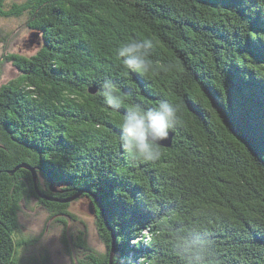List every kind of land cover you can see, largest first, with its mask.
I'll return each mask as SVG.
<instances>
[{"label":"trees","instance_id":"16d2710c","mask_svg":"<svg viewBox=\"0 0 264 264\" xmlns=\"http://www.w3.org/2000/svg\"><path fill=\"white\" fill-rule=\"evenodd\" d=\"M23 16L42 45L0 61L20 73L0 88V264H21L16 246L32 243L19 235L35 194L29 172L11 173L21 163L44 174V201L64 225L74 216L60 201L90 191L107 247L97 256L78 236L91 264H108L113 239V264H188L178 244L189 239L211 249L206 264H264V3L0 0V17ZM144 38L152 70L125 76L115 51ZM105 80L124 95L119 110L98 98ZM165 98L181 117L170 147L151 164L129 162L118 142L127 103Z\"/></svg>","mask_w":264,"mask_h":264},{"label":"rangeland","instance_id":"374dc122","mask_svg":"<svg viewBox=\"0 0 264 264\" xmlns=\"http://www.w3.org/2000/svg\"><path fill=\"white\" fill-rule=\"evenodd\" d=\"M10 1L20 3L25 0ZM26 20L27 18L25 16L19 18L0 17V61L11 54L28 57L39 50L42 43L37 38H33L34 33L38 37L39 34L33 32L26 26ZM32 40L33 43H31ZM19 75L20 73L12 61L3 62L2 66H0V88L17 79ZM27 168L34 169L35 167L27 163H21L13 169V172L25 170L30 173ZM44 177V174H38L39 181H43L45 179ZM51 185L56 190L58 189V191H61L65 186L62 183L56 184L57 186L54 184ZM39 186L40 184L38 183L37 189L39 190V194L34 189L35 194L33 196L27 194V197H24V202L18 214L19 235L23 236L29 242L32 241L28 247L26 246V249L16 246L17 255L21 256V264H25L26 260L37 258L40 255H43L44 258L47 256L49 258V264H91L88 261L87 252L77 242L78 236L81 237V234L84 236L86 246L94 254L97 256L105 255L107 247L100 237L96 225V217L88 213L90 200L86 195L90 191L84 189L86 190L84 193H81L79 197L70 201L71 205L68 211L74 217L73 219L66 217V223L64 225L61 223L62 220L52 217L49 212L52 208L45 203L48 199L41 196L45 195ZM84 190L79 192H83ZM97 200L100 201V199ZM50 205L53 206L52 204ZM65 237L68 242L67 246L64 244ZM115 253L116 249L114 251Z\"/></svg>","mask_w":264,"mask_h":264},{"label":"clouds","instance_id":"9594fccd","mask_svg":"<svg viewBox=\"0 0 264 264\" xmlns=\"http://www.w3.org/2000/svg\"><path fill=\"white\" fill-rule=\"evenodd\" d=\"M264 3V0H258ZM151 38L131 39L119 44L115 59L122 61L128 73L149 75L153 67ZM98 98L103 106L119 110L125 104L121 89L112 81L105 80L99 90ZM181 117L176 104L167 98L154 107H144L137 103H127L119 121L118 142L126 159L133 163L151 164L160 159L161 141L167 140L170 132L180 123ZM178 246L187 257L188 264H206L212 255L205 242L180 240Z\"/></svg>","mask_w":264,"mask_h":264},{"label":"water","instance_id":"95a60500","mask_svg":"<svg viewBox=\"0 0 264 264\" xmlns=\"http://www.w3.org/2000/svg\"><path fill=\"white\" fill-rule=\"evenodd\" d=\"M33 38L34 39H38V35L37 34H33ZM31 43H33V40H32V42ZM90 93H95V91L93 90V89H91L90 90ZM171 140H172V135H171V133L169 134V137H168V139L167 140H164V141H161V147H166V148H168V147H170V145H171ZM24 167H25V165H24ZM27 169H29V171H30V174H31V177H32V181H33V186H34V189H35V191L37 192V194H39V190L37 189V184H38V182H39V179H38V174H41V173H39L38 172V168L37 167H35L34 169L33 168H27ZM12 174H14V172L12 171L11 172ZM52 187V186H51ZM51 191L52 192H55V189H52L51 188ZM86 190H84L83 192H78L76 195H74L73 197H71L70 199H67V200H65V201H60V202H66V201H72V200H74L75 198H77V197H79V195L81 194V193H84ZM42 197H45V199H48L49 201H53L52 199H50V198H47L46 196H43V195H41ZM97 203H99L100 204V201L99 200H97ZM98 204V205H99ZM99 207H101V205L99 206ZM101 211H102V213H103V217L106 219V213L104 212V210H103V208H101ZM95 209H94V205H93V203L92 202H90V204H89V214L90 215H95ZM114 251H115V240L113 239L112 240V242H111V253H110V256H109V260H108V264H113V256H114Z\"/></svg>","mask_w":264,"mask_h":264},{"label":"bare ground","instance_id":"6f19581e","mask_svg":"<svg viewBox=\"0 0 264 264\" xmlns=\"http://www.w3.org/2000/svg\"><path fill=\"white\" fill-rule=\"evenodd\" d=\"M90 152V151H89ZM98 199V198H97Z\"/></svg>","mask_w":264,"mask_h":264}]
</instances>
